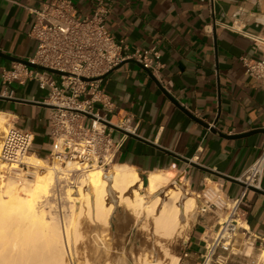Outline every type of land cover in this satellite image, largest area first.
<instances>
[{
    "label": "crops",
    "instance_id": "1",
    "mask_svg": "<svg viewBox=\"0 0 264 264\" xmlns=\"http://www.w3.org/2000/svg\"><path fill=\"white\" fill-rule=\"evenodd\" d=\"M51 1L0 0V114L34 134L32 151L38 156L49 148V109L33 103H42L46 92L35 81L5 87L2 73L16 64L7 57L27 60L33 55L35 42L28 35L32 10ZM70 1L81 17L91 14L95 2ZM109 3L106 26L112 37L129 52H157L161 65L150 75L139 63L120 64L98 83L114 113L130 117L129 127L137 137L127 136L114 164L133 167L142 179L149 173L172 174L193 195L210 181L222 183L228 195H238L239 184L192 165L236 179L264 150V133L222 137L264 130V82L248 76L242 63L243 58L259 56L252 39L264 38V0ZM119 136L115 132L114 138ZM258 191L248 190L242 229L232 244L236 251L219 252L220 264H264V170ZM219 219L217 213L197 215L181 243L178 264H201L205 242Z\"/></svg>",
    "mask_w": 264,
    "mask_h": 264
},
{
    "label": "built area",
    "instance_id": "2",
    "mask_svg": "<svg viewBox=\"0 0 264 264\" xmlns=\"http://www.w3.org/2000/svg\"><path fill=\"white\" fill-rule=\"evenodd\" d=\"M109 12V0H95L91 14L86 17L78 15L70 0H52L32 10L28 35L35 42V51L27 60L72 76H55L20 63L2 73L5 87L14 81L20 85L35 81L37 87L46 92L42 103L53 108L49 109V148L45 158L60 165L67 162L78 165L69 180L71 187H76L78 177L92 168L105 172L115 163L127 135L120 133L115 139L117 131L106 123L134 134L129 127L130 117L114 113L110 97L98 85L100 78L127 60L138 62L152 74L161 67L157 52H129L112 37L106 26ZM252 42L259 56L243 58L242 63L248 76L264 82V38L256 37ZM80 77L96 80L84 82ZM7 96L11 97L10 92ZM33 142L34 134L30 130L14 125L7 127L0 139V165H6L11 174L22 170L26 166L23 158L32 151ZM263 170L264 150L236 178L243 184L238 195H228L223 184L217 181H210L196 195L200 202L199 214L220 215L217 229L205 242L201 264H220L219 252L233 254L232 244L242 229L243 201L248 187L260 188Z\"/></svg>",
    "mask_w": 264,
    "mask_h": 264
},
{
    "label": "bare ground",
    "instance_id": "3",
    "mask_svg": "<svg viewBox=\"0 0 264 264\" xmlns=\"http://www.w3.org/2000/svg\"><path fill=\"white\" fill-rule=\"evenodd\" d=\"M0 130H6L3 114H0ZM23 162L27 167L45 170L35 173L34 182L25 185V197L17 193L13 181L0 175V264H66L67 244L80 237L77 229L80 217L108 227L113 212L120 206L131 210L137 218L151 217L150 233L161 239L152 238L156 259L137 258V263L178 264L179 257L169 253L165 245L176 234L179 236L186 226L185 217L197 207L196 198L187 192L182 180L164 190L172 174L149 173L143 186L133 167L112 164L105 172L94 167L77 187L66 190V198L75 205L70 206L66 220L59 222L45 209L43 199L57 174L65 178L78 165L67 162L64 167L44 168V161L33 155L25 156ZM5 166L0 165V173L11 174ZM142 189L144 194L140 192ZM249 253L248 247L245 254ZM261 257L264 258V248Z\"/></svg>",
    "mask_w": 264,
    "mask_h": 264
},
{
    "label": "rangeland",
    "instance_id": "4",
    "mask_svg": "<svg viewBox=\"0 0 264 264\" xmlns=\"http://www.w3.org/2000/svg\"><path fill=\"white\" fill-rule=\"evenodd\" d=\"M5 127H10L11 123L7 116H4ZM7 124V125H6ZM1 131V130H0ZM5 131V130H4ZM3 131V132H4ZM0 132V139L3 135ZM28 155L36 156L44 161V168L48 166L64 167L65 164L60 165L45 158V155L38 156L31 151ZM7 166H5L6 168ZM110 169V168H109ZM42 168H30L24 166L22 170L16 174H3L7 181H13L17 187V193L25 197V185L33 183L35 180V173L39 174ZM71 176L62 178L60 174L56 175V179L49 189L47 197L42 204H45V209L48 210L57 220L64 222L66 217L70 214V206L73 204L66 198V190L71 188L69 180L75 175L73 170L69 173ZM1 177V176H0ZM76 187L83 177H78ZM142 179V177L140 176ZM177 179H172L165 185L164 190L172 188ZM143 186L146 184V179H142ZM0 180V188H1ZM1 191V190H0ZM144 194V190H140ZM191 194L190 191H187ZM1 193V192H0ZM197 195V194H196ZM196 195H192L196 198ZM198 201V199L196 198ZM199 201L195 210L185 217L186 226L179 234H176L165 247L172 255H178L182 241L185 240L191 225L195 222L198 213ZM75 205V204H73ZM75 207V206H74ZM73 207V208H74ZM139 218L125 207L120 206L115 209L111 218L110 225L105 227L92 221L80 217V224L78 232L80 237L74 241L72 240L67 244L64 261L66 264H138V259L153 260L156 257L153 254L154 243L152 238L161 240L157 236L151 235L152 218ZM236 251V250H234ZM160 258V254L158 255Z\"/></svg>",
    "mask_w": 264,
    "mask_h": 264
},
{
    "label": "water",
    "instance_id": "5",
    "mask_svg": "<svg viewBox=\"0 0 264 264\" xmlns=\"http://www.w3.org/2000/svg\"><path fill=\"white\" fill-rule=\"evenodd\" d=\"M9 60H11V61H14V62H16V63H20V64H23V65H25V66H28V67H30V68H33V69H38V70H42V71H47L48 73H50V74H53V75H55V76H72V75H70V74H67V73H62V72H60V71H58V70H54V69H50V68H46V67H43V66H38V65H35V64H33V63H30L28 60H23V59H17V58H12V57H7ZM128 62H136V61H134V60H127V61H124V62H122L121 63V65L122 64H124V63H128ZM136 63H138V62H136ZM141 65V64H140ZM142 66V65H141ZM143 67V66H142ZM150 75H151V72L147 69V68H145V67H143ZM109 73V72H108ZM107 73V74H108ZM107 74H105L104 76H102L100 79H102V78H104ZM81 81H84V82H89V81H95L96 79H86V78H82V77H80L79 78ZM169 97V96H168ZM4 99V98H3ZM171 99V98H170ZM173 101V100H172ZM173 103L175 104V106L179 109V110H181L184 114H186V115H188L190 118H192L193 120H195L196 122H199L197 119H195L194 117H192L183 107H181L178 103H176V102H174L173 101ZM33 104H36V105H39V106H42V107H45V108H48V109H52L53 107L52 106H49V105H46V104H44V103H33ZM85 117H87V118H93L92 116H90V115H88V114H83ZM199 123H201V122H199ZM204 127H208L206 124H203V123H201ZM106 125L108 126V127H111V128H113L115 131H117V132H119V133H123V134H126L127 136H130V137H133V138H137L136 136H134V135H132V134H129V133H126V132H123V131H121L120 129H117L116 127H113V126H111L110 124H107L106 123ZM257 133H264V130H254V131H250V132H247V133H245V134H241V135H236V136H225V135H222V137L223 138H227V139H237V138H241V137H247V136H249V135H253V134H257ZM192 166H194V167H197V168H200L201 170H203V171H206V172H208V173H211L212 175H214V176H216V177H218V178H221L222 180H226V181H230V182H234V183H237V184H239L240 186H242L243 187V184L242 183H240L238 180H236V179H232V178H228V177H226V176H222V175H219V174H217V173H213V172H211V171H209V170H206V169H204V168H201V167H199V166H196V165H192ZM248 190H251V191H254V192H259L258 191V189H255V188H251V187H248Z\"/></svg>",
    "mask_w": 264,
    "mask_h": 264
}]
</instances>
